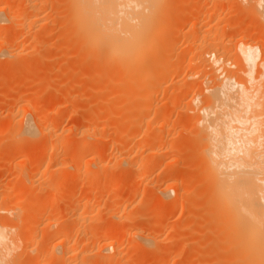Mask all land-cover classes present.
Wrapping results in <instances>:
<instances>
[{
  "label": "bare ground",
  "instance_id": "obj_1",
  "mask_svg": "<svg viewBox=\"0 0 264 264\" xmlns=\"http://www.w3.org/2000/svg\"><path fill=\"white\" fill-rule=\"evenodd\" d=\"M11 1L13 0H0V66L7 67L8 69H17L19 71L20 68L25 67L27 64L43 60L41 58L42 55H39L41 50L36 54L40 56V59H38L39 57H35V54V56L31 57L37 59L31 58V60H29L30 57L23 58L21 55L26 47L24 42L19 40L26 34L25 22L31 18L30 16H32V14H36V12H38L37 10L47 5V0H16L17 7H15L17 9L15 10L8 5ZM164 1L165 0H58L56 4H59L62 8L61 14H63L61 17L62 19H60L61 21H58V25L60 24L59 26L63 29V32H65V36L69 39V42L71 40L75 56L73 65L70 66L73 73L71 72L72 74L68 75L62 72L64 74L61 75L60 78L58 77V79H61V83L67 82L65 86L70 82L76 84L78 82L75 73L81 70L82 64L89 67L90 61L95 63L102 62L103 68L108 76L105 88L107 91H111L108 92L114 98L111 100L109 99L110 97L107 96L108 98L105 100L98 101L97 105L100 103L101 106V102L107 100L106 103L104 102V105L97 107V109L92 110L88 108L85 110L83 108L85 111H88V115H85V113L82 114L83 112L81 113L80 111L81 108L77 109L74 106L65 116L66 118H70V120L74 118L73 120L75 122L72 120L74 123H72L69 130H64L63 128L62 131L58 133L57 131L59 130L61 121V115L57 108L58 97L59 95L61 97L63 96L64 100H68L69 103H72V101H70L72 99L70 96L72 91L70 93V91H65L63 88L57 89V87L54 90L53 87L54 94H56L55 98L51 100L49 106L43 111H39L33 105L24 106V114H21L22 117L20 115L18 118V113L21 111L20 106V109H16L14 106H8L4 109L5 111L1 115L2 118H4V124L2 123L1 128L8 129V136L6 138L9 137L8 140H11V142L13 141L12 143L8 142L13 144L15 150L19 148L22 142L30 144V146L31 144L36 145L39 135L45 137L47 140H45L44 144L41 145L40 143L42 156L37 157L35 162L42 168L43 175L66 174L64 179L63 177H59L58 180L61 183L62 181L64 182L65 179H78L82 174L81 166L77 163L78 159L77 157L75 159V153L73 154L74 147L76 148L77 144H74V147L72 146L73 148L70 147L73 151L71 149L67 150L63 149V147L61 148V145L63 146L64 144L63 141L67 140V137L65 138L66 133L72 131L77 135H81V133L85 135V140H82L83 149L87 148L86 146L89 145L90 140L88 141V139H91V141L93 139L97 140L95 146L92 144V149L90 145L88 146L90 147L89 152L95 155L97 152L102 151L111 139L109 140L107 134H105V131L109 128V124L107 126V124H105L106 122H103L104 124H102L103 126L100 128L99 122L97 121V123L95 121L97 119L92 117L94 113L91 114V111L97 113L98 110H104L105 112L107 103L110 105L108 108L106 107V111L112 110L113 112H117L115 108H111V105L114 107L117 106L116 110L121 108L122 111L120 112L124 114L123 119H125V121L122 127L121 125L119 126L123 130L119 129V127H116V124H114L120 133L127 132L125 136L128 137L129 132L131 133L129 136H132L135 131L133 135L135 136L140 129L142 130L141 126L143 124L145 125L146 131L143 135L142 130L139 135L142 134L143 137L138 140L139 138L137 135V140H134V143L132 139L129 141L130 137H126L125 140L127 139L128 142L133 143L130 145V148L127 147L128 142L125 143L127 140H124V144L122 143L123 147L125 146L124 151L114 154L111 153L107 161H99L96 163L98 160L95 161V159L91 158L89 161H92L91 164L96 166L97 171L91 172L92 170H89L88 185L95 180L104 178L102 180H105L106 187L109 188L110 191L119 187L120 181L116 178L115 174H113L114 176L110 174L109 177H107L109 174H107L106 177L103 175V171L111 164H113V166L114 164L120 165L121 175L136 174L138 176H136L138 180L135 177L137 180L136 182H146L147 180L150 182V185H152L151 183L154 184V180L157 181L160 179V184H154L158 192L155 191L161 196L159 198L161 200L159 201H163V198H169L172 194L175 199L181 200V203L179 202V205H176L175 210L177 212L184 208L187 210L186 213H188L190 220L184 225L192 230L195 227L198 229L197 226H199V228L205 231L203 233L204 236L200 235L204 240V242L202 240V247H197V250H194L195 248L193 249L196 253L201 252L205 256L204 259H206V261H201L202 264L205 262L206 264H264V71L261 72L264 58L262 59L263 56H260L263 47L261 51L258 52V42L248 40L246 34H243L245 36H238L240 38L236 37L237 27L235 26H232L234 28L232 31L236 33L232 35L229 33L230 38L227 35L229 38L228 43L224 44L223 41L218 42L219 40L216 39V34L219 35V30L221 31L225 28L221 27L222 29L217 30V27L215 30L214 25L213 29L217 33L211 30V35L215 32L214 34L216 36L213 35V37H215L213 39H216L214 42L217 43L212 42L214 44L212 46L210 45L211 47L207 44L209 47L207 49L205 45L204 49L206 50L212 48L210 51L206 52V50L203 49L205 41V39H203L204 41L202 40L203 34H200L201 39H199L202 41L203 46H201V42H199L201 44L200 46L196 45L198 40L196 41L194 38L195 36L198 38L199 33H202V31L206 33L211 32L210 29H212V27L210 29H205L203 27L204 24L202 25V22H200L201 14H195L194 12L192 14L190 27H188L189 29L186 31L187 34L183 36L184 39L187 37L186 41L188 40L187 42L190 48H187V45V47H185L187 49L185 50H189L190 56L185 60V63L183 62L184 60H182L184 69L181 71L182 68L180 67L182 65L178 64L179 60L177 63L173 60L174 64H177L175 67L173 66V62L171 63V54H173L172 49L175 44V37L180 33L179 23L184 24L183 21L180 22L184 20V18H176V16L173 21L171 18H166L167 11ZM180 1L181 0H179L178 3H180ZM240 1H242V4ZM181 2L183 3V0ZM234 2H240L239 6H241V8L246 6L249 10H245L246 7L243 10L248 13L252 9L251 11H253L255 19L260 20L264 28V0H251V2L247 0H227L226 3L230 4ZM243 4L245 5L244 7ZM61 8H58L59 11ZM28 11H30V13L32 12L31 15H29ZM214 11L206 13L207 16H204L205 19L208 17L210 20L213 17H217L218 13ZM16 20H19L18 23L16 22L17 24L15 23ZM183 24L181 25L183 26ZM12 25L16 26V28H14V30H16L13 34L8 36L6 35V31L9 30ZM244 29V27L242 31L240 29L241 33L248 32ZM50 30L48 29L44 32H48L49 34V32H51ZM224 31H221L220 34ZM164 32H168L169 34L167 33V37L165 39H162V37L161 41H159V35ZM46 34H44V36H46ZM221 36L224 37V35H219L220 38ZM204 37H206V41H208L206 34H204ZM189 39H191V41ZM227 44L230 45L228 46ZM173 51H175V48ZM202 53L204 55L206 53L205 56H207V59L204 57V59H206L205 62L203 61L204 64L201 62L203 65L198 66V64H196V62L198 63L197 58ZM261 54L263 53L261 52ZM231 55L233 58L235 56V62L241 65H243L244 62L246 70L245 66L240 68L239 66L241 65L237 66V63L234 61L232 62L234 59L231 60ZM225 56H228V58H225ZM50 58L52 59V57ZM50 58L47 59L45 57L44 60H50ZM63 63L65 62L63 61ZM228 65L237 66L240 68L238 70L245 72L247 78L243 75L244 73H240L241 76L246 78V81H244L245 79L243 80V78H241L242 80L235 79V72H229L230 70L227 69ZM205 71L209 73V78L207 76H201ZM182 72H184L187 79H196V87L200 89V92L198 91L199 94L192 93L190 96L189 91H191V89L189 87L184 89L176 87V85V88L172 87L175 76L179 77L183 75ZM229 74H233L234 76ZM241 76L239 75V77ZM88 78H90V76ZM115 84H118V87H115ZM3 88L5 90V84L2 86V89ZM171 93L175 94H172L170 99L169 97L168 99L171 100V97H174V95H176V98L174 97L170 103H177L176 105L179 103V105H181V103H183L181 101L188 100L190 105H188L186 111L191 115L188 114L187 116L191 118L194 116V119L192 118L193 121L190 122L187 120V122H189V128H191V131H189L191 136L186 132L188 136L183 137L184 141H181L182 143H180V145L175 142L172 144L169 139L167 140L166 137L170 138V135L164 136V131H166L164 128L167 127L166 129H170L171 127L169 126V122H171L170 118L172 114L166 111V109L158 111L156 110L158 107H154L160 97H167ZM176 93L179 95L177 96ZM3 94L5 95L6 93L3 91ZM116 97L121 99L117 100ZM168 99H166L167 102L169 101ZM71 105L73 106L74 104L72 103ZM150 108L152 110L155 108V111H152L154 118L148 120L147 118H150L149 116L151 114L149 111ZM161 108L164 109V107ZM109 112L111 113V111ZM107 114L109 116L108 112ZM157 118H161V121ZM155 119H157L159 123L157 122V126L154 128L152 125ZM185 120H183L184 123ZM189 120L191 119L189 118ZM118 131L116 133L117 135L120 134ZM1 141H3V139ZM78 144L81 149V142ZM35 145H33L34 148H36ZM184 148L186 149L184 150ZM174 151L179 153L180 160L186 162V158L189 157L188 162H190L192 166V170L189 168L191 170L190 172L183 171L180 172V175L176 173V171L173 172V168L177 163L176 160L172 161L171 164L169 163L167 165L169 167L164 172L160 169V163H162L163 159L165 160V158H167V153ZM10 153L11 152H9L8 156ZM13 154H15V151ZM59 154L63 156L62 161L55 158ZM144 154L146 155L145 157ZM6 159H9V157H6L5 160ZM1 160L3 161L2 158L0 162H2ZM35 162L33 160L34 165ZM190 164H188L189 166L187 167H191ZM70 167L74 172L68 173ZM24 170L25 169H22L23 172ZM126 181L128 180L126 179ZM62 184L53 193L50 201H54L62 192H66V187ZM137 184L139 186V182ZM130 185H132L130 181H128V183L125 182L120 189L127 188ZM182 185H185V188H183ZM42 187L44 188V186ZM181 187L183 190L180 189ZM99 196H101V194ZM5 199L6 197L3 198L0 193V218L1 215L12 212V207L10 209H7L8 207L4 208L6 202H8V200L5 202ZM47 201L46 199L41 200L39 210H35V206H37L40 200L39 202L37 201V204H33V200L29 202V204L31 203V205H29L31 208L28 207L29 210L27 211L28 213H26L27 218L32 219L31 216L36 213V215H40V217L43 218V221H39L40 228L37 225L38 222L31 225L29 228L30 236L24 234L21 241L25 243L32 242L33 245L45 243L46 246L53 242L50 246V254L47 258L48 260L55 261V264H86L87 262L89 263V259L95 255H97L95 257L99 258L98 261H100L99 263L95 262V264H106L110 258H114L112 264H122L121 253H123L124 250H122V242H124V239L128 237L138 238L141 242L143 241V247L146 246L145 243L149 244L153 242V239L155 241L153 236L149 238L147 235H144L145 233L143 234V230L139 227H133L128 230L123 229V231L119 230L121 229L120 226V228H115L117 230H115L116 233L114 232V228L110 226L106 229L102 228V230L98 232H95L97 230L93 233L90 232L91 235L89 234L87 235L88 237L84 236L81 239V227H83V222L86 217L84 213H77L78 208H72L74 214L70 216V218L67 217L69 220L67 221L66 219V222L65 220L64 222H58L57 218L54 216L52 217L49 213L47 214L46 210L48 209H43ZM124 201L125 200L117 203L113 210H110L111 213L108 211V214H112L111 216L118 220V217L122 216V210L126 207ZM183 203L185 204L184 208ZM84 208H86V210L90 209L89 207V209L87 208L86 203L84 204ZM157 210H159V208ZM165 215H167L166 212ZM2 219L3 218L0 219V264H11L13 252L18 247L14 235L11 234L10 229L12 228L11 223H9L10 218L6 219L8 220L7 222L5 219L2 221ZM157 224L159 223L157 222ZM159 225L161 227V224ZM184 225L181 226L184 227ZM196 228L194 230L195 233L196 231L202 232V229L196 230ZM37 229H40L39 235L37 234ZM113 234L116 235L113 236ZM169 239H171L170 235L163 237L160 242L164 243L169 241ZM185 244L186 242H184V247ZM94 248L96 249V253L94 252ZM198 248L202 249L199 251ZM188 251L189 250L185 252L184 250L179 252V264H190L189 262L192 261V257L195 259V256L193 254L190 255L191 253L188 254ZM171 255L170 253V256Z\"/></svg>",
  "mask_w": 264,
  "mask_h": 264
},
{
  "label": "rangeland",
  "instance_id": "obj_2",
  "mask_svg": "<svg viewBox=\"0 0 264 264\" xmlns=\"http://www.w3.org/2000/svg\"><path fill=\"white\" fill-rule=\"evenodd\" d=\"M53 1H55V2H53ZM181 1H180V3H182ZM237 1H239V0H237ZM247 1L251 2V0H247ZM51 2H52V4H51ZM178 2H179V0H165L164 1L165 6H166L165 8L167 11V17L166 18H168V19L171 18V20L173 21L175 19V17L177 16L176 18L183 17L184 20H186V21H184V20L180 21V22H182V21L184 22V24L181 23V24H183L184 27L179 23V32L180 33L178 32L179 34L175 37L176 39L174 38L175 39L174 40V43H175L174 46L172 43L173 54H171L172 55L171 56V63L173 62V60L176 63L179 60L178 64L182 65V66L180 65L181 66L180 68H182L181 71H183V69H184L183 62L185 63V60H187L190 56L189 50L188 51L185 50L187 48H190L189 44L187 42L188 40L186 41L187 37L184 39L183 36H184V34L185 35L187 34L186 31L189 29L188 27H190L192 14L194 12H195V14L196 13L201 14L200 22H202V25L204 24L203 27L205 29H210L212 27V29H210V31L211 30L215 31L217 27H218L217 30L225 28V29L221 30V31L225 30L223 32L225 34H223V33L220 34V32H221L220 30L218 32L219 35H224V37L221 36V38H220L218 34H216L217 36L214 34L216 31L213 32V35L216 36L217 40H219L218 42L223 41L224 44L228 43L229 38H230L229 33H230V35H232L233 33L237 32V34H236L237 36L235 35L236 37H238L240 35L245 36L243 34H246L249 37V38L247 37L248 40L253 41V42H258V52H260L262 47H263V49L261 51L263 54H261V52H260V56L262 55L263 56L262 59L264 58V28H263L260 20L255 19L254 15H253V11H251L252 9L250 10L252 14L250 13V11H249V13L245 11V10H249L245 6V5H247L246 3H244L245 5L243 4V7L244 6L246 7V8L244 7L245 10H243L244 8H241V6H239V3L241 2V4H242V1L234 2V3H230V4L226 3L227 0H185V1L183 0V3L185 2L184 4L183 3L180 4ZM49 3H50V5H49ZM56 3H58V0H47V5H44V7L40 8V10H37L38 12H36V14H32V16H30L31 18L28 19L27 22H25L26 34L23 35V37L19 40L21 42L23 41L25 44V47H26V49L23 51V53L21 55L23 58L30 57L29 60H31V58L37 59L35 57H39L38 59H40V56L42 55L41 58L43 60L34 61L31 64H27V65H25V67L20 68L19 71L17 69H13V68L8 69L7 67L0 66V80L2 81V82L0 81V116L5 111L4 109H6L8 106L9 107L14 106V108H16V109L19 108V106H20L22 113H21V111H19L18 116H17L18 118L21 114L22 115L24 114V111H23L24 106L33 105L39 111H43L44 109H46L49 106L51 100L53 98H55V95H56V94H54L55 88L56 87H57V89L63 88L65 91H70V93L72 91L71 94L73 96L70 94V96L72 97V99L70 98L71 99L70 101H72V103L74 105L72 106L71 102L69 103L68 100H64L63 96L61 97L59 95L58 101H57L58 102L57 108H58V111L60 112V115H61V121H60V127L61 128L59 127V130L57 131L59 133L60 131H62L63 128H64V130H66V129L69 130L70 127L72 126V123L75 122L73 120L74 118L70 120V118H66V116H65L66 113L69 112L70 110H72V108L74 106L77 109L81 108L80 111H81V113L83 112L82 114L85 113V115H88V111H85L86 109H88V108H90L92 110L97 109V107L100 106V103L97 105L98 101L100 102L102 100H105L108 97H110L109 99L113 100L114 97L111 94H109V92H111V91L108 90L109 91L108 92L107 89L105 88L106 87V79L108 76L106 75V72H105V69L103 68L102 62H96L95 63V62L90 61V64L88 65L89 67L91 66L90 68L87 67L85 64H82L81 70L78 71L77 73H75L76 79L78 82L76 84H72L70 82V83H68V85L66 84V86H65V83H67V82L61 83V79H58V77L60 78V76L63 75L64 73H67L68 75H71L73 73V70L70 69V66L73 65L75 56H74V51H73L74 48L72 47L71 40H70V42H71L70 43L69 39L65 36V32H63V29L59 26L60 24L58 25V21L59 22L61 21L60 19H62L61 17L63 14H61L62 8L59 6V4H56ZM176 3H178V4H176ZM8 5L11 8H13L14 10L17 9L16 8L17 7V1L16 0L11 1ZM58 8L59 9L61 8V10L59 11ZM210 11L211 12H213V11L217 12L218 16L213 17L210 20L208 17L205 19V17L207 16L206 13H208ZM28 13H29V15H31L32 12L30 13V11H28ZM16 22L18 23L19 20H16L15 23ZM214 25H215V28L213 27ZM14 26L15 25H12L10 27V29L6 31V35L10 36L11 34H13V32H15L16 29L14 30V28H16V26L15 27ZM230 26L231 27L232 26L237 27V29L235 28L236 32H233L232 30L234 28L232 27V29H231ZM203 27H202V30H203ZM226 27H227V30L230 28L228 30L229 32L226 30ZM243 27L248 32H245V33L242 32L241 33V31L243 30ZM48 29L49 30L51 29L50 30L51 32H49V34H48V32H46L47 33L46 34L44 31L48 30ZM240 29H241V31H240ZM212 31L209 33L202 31V33L201 32L199 33V36L197 35L198 38L195 36L196 39L194 38V40H196V41L198 40L196 45L200 46L202 44V41L199 40V39H201L200 34L201 35L203 34L202 40L205 39V41L203 40L204 41L203 49L205 48V45H206V49H207V48L211 47L214 43H217V42H214V41H216V39H213L215 37H213V35H211ZM167 33L168 32H164V33L160 34L161 36L159 35V37H160L159 41H161L162 37H163L162 39H165L167 37V35L169 34V33L168 34ZM182 33H183V35H182ZM27 34H28V36H27ZM44 34H46V36H44ZM204 34H206L207 37L209 38V39L207 38L208 41H206V37H204ZM209 35H211L212 37ZM227 35L229 36V38ZM41 36H42V38H41ZM222 37H223V39H222ZM240 37H238V38H240ZM184 40H185V42H184ZM189 40L191 41V39H189ZM199 42H201V44ZM212 42H214V43H212ZM207 44L209 47L207 46ZM40 45H42V46H40ZM187 45H188V47H187ZM227 45L229 46L230 44H227ZM199 46H197V47H199ZM201 46H203V44ZM185 47H187V48H185ZM174 48H175V51H173ZM259 48H260V50H259ZM200 49H202V48H200ZM206 49H204V50H206ZM211 49L212 48H210V50ZM210 50H206V52L210 51ZM39 51H40V54H39L40 56H37L36 54H38ZM41 52H43V53H41ZM202 54L200 55L202 57L199 56L201 59L199 57L197 58L198 63L196 62V64H198V66L203 65L205 60L207 59L206 58L207 56H205L206 53H205V55L204 54L202 55ZM31 56H35V57L33 58ZM48 56H49V58L52 57V59L50 58L51 61L50 60H44L45 57L47 59H49ZM204 57L206 59H204ZM225 58H228V56H225ZM230 58L232 60L235 58V56L233 58L231 55ZM260 59H261V57H260ZM182 60H184V61L182 62ZM63 61L65 63H63ZM233 61L235 62V59L232 60V62ZM174 62H173V66L175 67L177 64H174ZM235 63H237V62H235ZM239 65H241V64L237 63V66H239ZM237 66L236 67L233 65L227 66V69L230 70L229 72H232V73L235 72L234 73L235 76L233 74H229V75H231V76L233 75L234 78L237 80H242L241 78H243V80L245 79L244 81H246L247 77L245 75V72L238 70V69L242 68L243 66H245V63L243 62V65L239 66L240 68ZM235 68H236V70H235ZM62 69H63V71H62ZM261 69H262L261 72H263L264 71V64H263V68H261ZM245 70H246V66H245ZM62 72H64V73H62ZM240 72L244 73L243 75L246 78L241 76ZM56 73H58V74H56ZM182 74L184 76L183 75H180L181 77L175 76L173 83H172L173 85L171 84L172 87L173 88L179 87L181 89L189 87L191 89V91H189L190 96L192 93L199 94L200 89H199V87H196V83H197L196 79L195 80L187 79L184 72H182ZM238 74L241 77H239ZM87 75H89L90 78H88L89 76H87ZM201 76H203V77L207 76L209 78V73H207V71H205V73H202ZM2 78H4V79H2ZM176 78H178V79H176ZM1 83L5 84V90H4V88L2 89L3 84H1ZM179 84H180V86H179ZM175 85H176V87H175ZM53 87H54V90H53ZM78 87H80V88H78ZM115 87H118V84H115ZM3 91L7 95L6 94L4 95ZM172 94H175V93H171L167 97H160L161 100L158 99L157 102L155 103L156 106H154V107L155 108L158 107V109H156L158 111L166 109V111L170 112L173 115V116L171 115V118H170L171 122H169V126H171L170 129L169 128H168L169 130L166 129L167 127L164 128V130H166V131H164V136L166 137V136L170 135L169 136L170 138L166 137V139L167 140L169 139V141H171L172 144L175 142V143L180 145V143H182L184 141V138H183L184 136L187 137L188 134H189V136H191L190 132H189V131H191V128H189L190 126H189V122H187V120L190 122L193 121L194 116H192L193 119L190 116H187L188 114L191 115L190 113H188L186 111L188 105H190L188 100L181 101V102H183V103H181V105H179V103H178V105H176L177 103L171 104L170 101L173 100V98L176 96V95H174V97H171V100H169L170 96H172ZM178 95L179 94H177V96ZM168 97H169V99H168ZM116 98H117V100L121 99L119 97H116ZM166 99H168L169 101L167 102ZM104 102L106 103L107 100L101 102L102 103L101 106L104 105ZM27 103H28V105H27ZM93 104H96V105H93ZM106 105L107 106H105V109L107 110V108L109 107L110 104L107 103ZM112 107L115 108V111H117V112H113L112 110H108V111L105 110V112H106L105 113L104 110H102V111L98 110V112L96 113L95 111H91L89 109L91 111V114L94 113L92 115V117L97 119L95 121L99 122L100 128H102V126H103L102 124H104L105 122H106L105 124H107V126L109 124V126H108L109 128H107V130L105 131V134H107L109 140L111 139L109 141V143L107 145H105L103 150L100 152H97L95 155L92 154L91 152H89V150H90V147L92 149L93 146H95V143L97 142V140L93 139L91 141V139H88V141L90 140L89 141L90 147H88L89 146L88 145V146H86L87 148L83 149L82 148V140H85L84 139L85 135H83L82 133H81V135H77L76 133H73L72 131L71 132L68 131L67 133H69V134L66 133L67 136L65 135V138L67 137L66 138L67 140L64 139L66 141H63L64 144H63V146L61 145V148L63 147V149L70 150L71 148L74 147V144L75 145L77 144L76 148L74 147V151L72 149L71 150L73 151V154L75 153L74 154L75 159H76V157L78 159L77 160L78 162L77 161L76 162L78 163V165L81 166V169H82L81 173L82 174H81V177H79L78 179H75V180H71V179L66 180L65 179L66 181L65 180H64V182L62 181L63 184H62V182L60 183L58 179H59V177H63V179H64L66 174L65 175L64 174H53V175H48V176L43 175L42 170H41L42 168L40 167L39 164H36V162H35V159L37 157L42 156V151L40 149V143H41V145H43L45 140H47V139H45V137L39 135L40 137L38 136V140H37L38 142L36 144L38 147L35 144H33L36 147V148H34V146L32 144L30 146V144H26V143L22 142L20 144L19 148L17 150H15L13 147V144H10L13 141L11 142V140H8L9 137L6 138L8 136V133H7L8 129L1 128L2 123L4 124V122H3L4 118H2V116L0 117V139L1 140L3 139V141L0 140V159L2 158L3 161H5V162H3L1 160L2 162H0V175H1L0 176V193L2 194L3 198L6 197L5 202H6V200H8V202H6V206L4 208L8 207L7 209H10L12 207V209H13V210L11 209L12 212L9 214L1 215V218H3L2 221L5 219L6 222L8 221L6 219L10 218L9 223H11V228H12V229H10L11 234L14 235L16 243H17L16 245L18 247V248L16 247L17 249L13 252V255L11 257V261H12L11 264H55V261L48 260V258H47L48 255L50 254V246L53 244V242L49 243L46 246L45 243L44 244L39 243V244L33 245L32 242H26L25 243V242L21 241V238L23 237L24 234L30 236L29 228L31 227V225L36 224L38 222L37 225L39 227V221L40 220L43 221V218H41L40 215H36V213H35V215L31 216L32 219L27 218L26 213H28L27 212L29 210L28 207L31 208V206H29V205H31V203L29 204V202L33 200L32 203L37 204L40 200V202L37 204V206H35V210H39V207L41 205V200H43V199L48 200L47 201L48 204L46 203V205H44L43 209L44 210L48 209V210H46L47 214L49 213L50 215H52V217L54 216L55 218H57L58 222H64V220L66 222V219L68 221L69 220L68 218H70V216H72L74 214V211H72L74 208H78L77 213H79V212L81 214L84 213V215L86 217H85V220L83 222V227H81V229H82L81 230V239L84 236H87L89 234L91 235V233H93L95 230H97L95 232H98V231L102 230V228L106 229V228H109L110 226H111V228H114L115 233L117 231L115 228L121 227V229H119V230H123V229L128 230V229H132L133 227H139L143 230V234L145 233L144 235H147L149 238H151V236H153V238H155V241L152 238L153 242H150L149 244H146L144 242L146 245L145 247H143L144 244L142 245L143 241L141 242L138 238L128 237V238L124 239V242H122V244H123L122 250L123 249L124 250H123V253H121V258H122V262H123L122 264H179V261H178L179 260V252L180 251L182 252L184 250H185V252H187V250H189L188 254L191 253L190 255L193 254L195 256V259H194V257H192L193 259L191 262H189L190 264H197V263L200 264L201 261H206V259H204L205 256L201 252L196 253V251H194V250H197L196 249L197 247H199V246L202 247V244L204 242L202 236H204L203 233L205 231L202 228H199V226H197L199 230L202 229V232L200 233V231H196V233H195L194 230L196 227L193 228V230H192L190 228H187L184 225L187 222H189V220H190L188 213H186L187 210H186V208H184L185 204L183 203V205H184L183 206L184 209H182L183 211L182 210L178 211L179 212L178 213L175 210V207H176V205H179L178 204L179 202L181 203V200L175 199L172 194L169 197L170 199L169 198H167V199L163 198L165 200V201L163 200L164 202L159 201V200H161V199H159L161 196H159L160 194L157 193L158 191L156 190L155 185L160 184V182H161L160 179H158L159 181L157 180L158 183L156 180H154L155 181L154 184L156 183L155 185L153 183H151L152 185H150V182H148L147 180H146V182L145 181L144 182L138 181L139 182V186H138V184H137L138 182H136L138 180V178H137L138 176L136 174L133 175V173H131L128 175L127 174L121 175L120 174V165L114 164V166H113V164H111L109 167H107L105 169V171H103V173H104L103 175L106 177V175L109 174L107 176V177H109L110 174L112 176H114L113 174H115L116 178L120 181L119 187H117L113 191H110L109 188L106 187L107 185L105 184L106 182H104L105 180H102L104 178H102L101 180H95L88 185V173H90L89 170H92L91 172L97 171L96 166L94 164H91L92 161L91 162L89 161L91 158L95 159V161L98 160V161H96V163L99 161L104 162V161H107L109 159L111 153L114 154L116 152L124 151L125 146L123 147V144H124L125 138L127 137V136H125L127 132L123 131L124 133H120V131H118V129L116 128L118 126L119 129H121V127L125 121V119H123L124 114L120 112V111H122L121 108L120 109L118 108L116 110L117 106L114 107L111 105V108ZM161 107H164V109ZM155 108L153 110L150 108L149 111L151 112V114L149 116L150 118H147L148 120L151 118L152 119L154 118L153 117L154 114H152V111H155ZM109 111H111L112 114ZM107 112L109 113V116H108ZM22 115H21V117H22ZM64 117H65V119H64ZM90 117H91V115H90ZM109 117L111 118V120ZM187 117H188V119H187ZM189 118L191 120H189ZM157 119L161 121V118L160 119L157 118ZM157 119H155V122L152 125V126H154V128L157 126L156 123L157 122L159 123V121ZM183 120H185V123L187 122L188 124L186 123V125H185ZM114 124H116V127ZM119 125H121V127ZM141 128L143 130L142 133L144 135V132L146 131L145 125L143 124L141 126ZM121 130H123V129H121ZM142 130L141 129H140V131L138 130L139 131L137 133L138 136L137 135L133 136L135 131L133 132L132 136H129L131 134L129 132V135H128V137H130L129 141H131V139H132L133 143H134L137 140L136 136L139 138L138 140H140L141 137H143L142 134L139 135ZM117 131L120 134L117 135L116 134ZM186 132H188V134ZM121 134H123V135H121ZM185 134H187V135H185ZM68 135H70V136H68ZM7 142H8V144H7ZM79 142H81V149L79 148V144H78ZM127 142H128V140L125 143H127ZM133 143L128 142L129 146L127 145V147L130 148V145H132ZM92 144H93V146H92ZM181 147H183V146H181ZM4 149H5V151H4ZM185 149L186 148H184V150ZM76 150H77V152H76ZM14 151H15V154H13ZM1 152H3V153H1ZM9 152H11V153L8 156ZM86 152H88V153H86ZM4 153L6 156L4 155ZM62 154L57 155L55 158L57 160L62 161V159H63ZM12 155H13V157H12ZM92 155H94V156H92ZM10 156L13 159H11ZM145 156L146 155L144 154V157ZM3 157H5V158L9 157V159L5 160V158H3ZM74 157H73V159H74ZM166 159H169V160H166ZM33 160L35 162V165L33 163ZM175 160L177 161V163L173 168V172L176 171V173H179V175H180L181 174L180 172H183V171L190 172L192 170V166H191L190 162H188L189 157L186 158V162H187L186 163L185 161L179 159V153L176 151L167 153V158H165V160L163 159V161L165 163L163 161H162V163H160L161 164L160 169L164 172L169 167L167 165L169 163L171 164L172 161H175ZM184 163H186V164H184ZM188 164H190L191 167H187V166H189ZM158 165H159V163H158ZM189 168H191V170ZM22 169H25L24 172L26 171L27 173L26 172L24 173L22 171ZM72 171L74 172V170L70 167L68 173H72ZM176 173H174V174L177 175ZM121 177L122 178L124 177V178L122 179ZM135 177L137 178V180ZM126 179L131 182V184H132V185H130L131 187L129 186L127 188L120 189L122 187V185L125 184V182L128 183V181H126ZM147 183H149V184H147ZM61 184L64 185V187H66L65 188L66 192L65 193L62 192L57 199H55L54 201H50L53 193L61 186ZM42 186H44L45 189ZM184 186L185 185H182L183 188H185ZM151 187H153L155 189H153ZM182 187L180 189H182ZM98 194L99 195L101 194L102 197L99 196ZM172 198L176 201H174ZM123 200H125L124 204L126 207L124 208V210H122L123 212H121V215H122V216H120L121 218L118 217V220H117L115 217L111 216L112 214L109 215L111 213L110 210H113V208L116 206V204L119 202H123ZM158 202H161V203H158ZM85 203L87 204V208L88 207L90 208V209L88 208L89 210H86V208H84ZM33 207H34V205H33ZM158 208H159V210H157ZM164 208H165V210H164ZM33 210H34V208H33ZM108 211H110L109 214H108ZM165 212L167 215H165ZM13 220H14V223H13ZM42 221H40V222H42ZM157 222L159 224H161L162 228L160 227L159 224H157ZM181 225H184V227ZM153 229H154V231H153ZM198 229L196 228V230H198ZM39 231H40V229H37L38 235L40 233ZM115 235L116 234H113V236H115ZM169 235L171 237V239H169V241L171 240L170 242L169 241H166L164 243L160 242L163 237H167ZM200 235H202V236H200ZM197 237H198V239H197ZM179 238H181V239H179ZM202 240H203V242H202ZM184 242H186V244H187V245L185 244V247H184ZM199 242H201V243H199ZM181 244H183V245H181ZM136 246H138V247H136ZM96 249H97V247H96ZM96 249L94 248L95 253H96ZM201 249H199V251ZM170 253L172 254L171 256H170ZM95 256H97V255H95ZM95 256H93L91 259H89V263L88 262L87 263L88 264H95V262L99 263L100 262V261H98L99 258L95 257ZM113 259L114 258H110L109 259L110 261L108 260L106 262V264H112ZM203 264H206V262Z\"/></svg>",
  "mask_w": 264,
  "mask_h": 264
}]
</instances>
